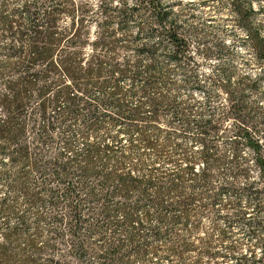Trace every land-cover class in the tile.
<instances>
[{
	"label": "trees",
	"instance_id": "1",
	"mask_svg": "<svg viewBox=\"0 0 264 264\" xmlns=\"http://www.w3.org/2000/svg\"><path fill=\"white\" fill-rule=\"evenodd\" d=\"M115 1L0 0V264H186L174 228L241 174L214 186L217 141L236 161L250 149L264 182V104L246 92L259 77L223 69L224 103L197 99L196 54L211 48L163 0ZM244 27L264 64V37Z\"/></svg>",
	"mask_w": 264,
	"mask_h": 264
},
{
	"label": "rangeland",
	"instance_id": "2",
	"mask_svg": "<svg viewBox=\"0 0 264 264\" xmlns=\"http://www.w3.org/2000/svg\"><path fill=\"white\" fill-rule=\"evenodd\" d=\"M120 1L132 6L137 2L117 0L114 3ZM163 2L173 5L177 21L193 32L195 49L207 46L212 50V55L207 58L203 54H196L200 63L198 73L205 84L204 90L195 95L197 99L206 98L204 91L207 90L214 95L211 99L213 106L224 103V99L216 94L223 80L222 70L225 69L232 72L234 82L246 75L252 78L258 76V87L246 90L247 97L252 103L264 104V64L257 57L244 27L245 24L250 25L264 37V0ZM237 8L244 11V16L237 13ZM221 44H226V49H219ZM188 92L189 90L183 89L180 96L190 101ZM203 113L207 114L205 111ZM187 145L195 150L201 148L195 141H189ZM216 145L226 159L213 171L214 186L231 182L230 169L233 167L241 173L235 181L237 189L223 190L211 211H203L206 207L208 209V206L195 202L189 221L179 223L173 234L187 236L190 242V249L185 254L186 264H264V193L261 198H257L244 190L248 182H253L256 187L264 190L260 168L255 164L254 154L243 143L237 161L229 139L219 140ZM198 170L200 171V168H197ZM208 240L210 242L205 244ZM174 260L176 264H180L179 256H175Z\"/></svg>",
	"mask_w": 264,
	"mask_h": 264
}]
</instances>
